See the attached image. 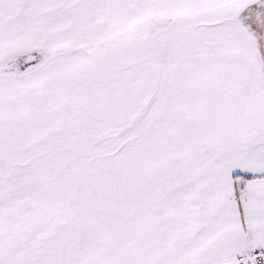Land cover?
<instances>
[{
  "label": "snow or ice",
  "instance_id": "obj_1",
  "mask_svg": "<svg viewBox=\"0 0 264 264\" xmlns=\"http://www.w3.org/2000/svg\"><path fill=\"white\" fill-rule=\"evenodd\" d=\"M0 264H264V0H0Z\"/></svg>",
  "mask_w": 264,
  "mask_h": 264
}]
</instances>
